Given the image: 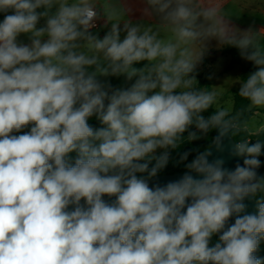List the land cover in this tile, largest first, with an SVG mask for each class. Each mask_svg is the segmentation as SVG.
Wrapping results in <instances>:
<instances>
[{"label":"clouds","instance_id":"clouds-1","mask_svg":"<svg viewBox=\"0 0 264 264\" xmlns=\"http://www.w3.org/2000/svg\"><path fill=\"white\" fill-rule=\"evenodd\" d=\"M144 5L133 22L116 0H0V264H264V141L234 138L244 112L264 108V28L235 26L224 0ZM213 39L256 68L236 80L249 102L238 111L198 87ZM118 76L136 79H99ZM211 130L217 151L234 139L243 166L206 148L179 179L150 186L172 150Z\"/></svg>","mask_w":264,"mask_h":264},{"label":"trees","instance_id":"trees-1","mask_svg":"<svg viewBox=\"0 0 264 264\" xmlns=\"http://www.w3.org/2000/svg\"><path fill=\"white\" fill-rule=\"evenodd\" d=\"M8 14H11L9 12ZM5 13L0 12V22L3 21ZM222 55H228L231 57L233 64H237L240 66V74L239 78L247 76L252 71H255L256 68L252 64V62L243 60L239 55V50L230 46H223L222 49L219 51ZM212 57L209 55H204L202 63L199 64L198 68L196 69L195 74L196 79L198 81V87L206 88L207 90L210 88V84L208 82L210 70H211V64H212ZM230 99L232 101V111H238L248 105V101L244 100L243 98L239 97L238 91H231L229 93ZM214 111V108H210L207 112L203 113L205 117L212 114ZM251 117V109L246 110L244 114L241 117V122L244 125L242 130L234 137L235 139L239 140L242 138H248L251 139V143L257 142V140L264 141V131L259 132L257 134L251 135L247 132L246 124ZM88 123L90 126L94 128L100 127L99 121L96 119L95 116L89 118ZM29 129H25L24 131H27ZM195 131V129H191ZM187 135V133H185ZM214 130H211L206 136H203L197 140H194L190 143H184L180 149L178 150H172L171 156L168 165L158 173V175L161 174H173L176 172H185V164L190 162L195 155L198 154V152L203 151L204 149H208V147L211 144V141L213 139ZM188 151L190 153L188 160L185 162H178L179 156L185 152ZM71 157H75V153L70 154ZM258 159L261 161V166L264 172V148H262V154L258 157ZM264 178V177H263ZM256 199V198H255ZM217 240V236L214 237V242ZM213 242V243H214ZM257 256L260 258H264V241L261 242L259 250L257 251Z\"/></svg>","mask_w":264,"mask_h":264},{"label":"crops","instance_id":"crops-1","mask_svg":"<svg viewBox=\"0 0 264 264\" xmlns=\"http://www.w3.org/2000/svg\"><path fill=\"white\" fill-rule=\"evenodd\" d=\"M104 2L105 0H99V3L101 4ZM116 2L126 7H130L132 9V12L129 14L128 18L131 19L133 22H137L141 19L142 14H141L140 9H142L145 6L144 0H116ZM224 6L226 9L230 10L233 14L239 15V16L232 17V23L235 26L239 27L240 29L245 30L249 28L250 26L257 30L264 28V26H260L261 23H264V3L262 2V0H224ZM145 22L154 23L155 18H153L152 20H146ZM43 23L44 21L41 20L40 25H43ZM104 23H105L104 20H99V27L97 31L99 32L98 34L100 38H103L104 34L108 30V28L103 27ZM122 26L123 25L121 24V27ZM108 27H110V25ZM121 38H123V33H122ZM18 41L23 42L25 44L30 43L27 35L25 34H21L18 37ZM217 44L218 42L215 39L208 42V46H207L208 50L205 53V55H209L212 57L213 59L212 64H213L214 58L217 55L221 54L219 51L222 49V47H218ZM212 64H211V70H210V74L208 78V82L210 84L209 89L214 88L213 82L219 78L218 76H220V74L222 75L225 74V72L222 71L219 74H217L218 76L215 79L212 80V77L216 76V75H212V67H213ZM233 65L238 67V77H239L240 66L237 64H233L231 57H230V63L225 70L227 71V69H230ZM231 91H234V90H230L227 93L229 94ZM247 124H246V129L248 128ZM252 133L254 134V132Z\"/></svg>","mask_w":264,"mask_h":264},{"label":"rangeland","instance_id":"rangeland-1","mask_svg":"<svg viewBox=\"0 0 264 264\" xmlns=\"http://www.w3.org/2000/svg\"><path fill=\"white\" fill-rule=\"evenodd\" d=\"M264 3V0H262ZM260 26H264V23H261ZM97 32L96 30H92ZM146 62H139L134 65V67L140 68L143 67ZM230 63V57L228 55H217L213 61L212 67V75H216L212 77V80L215 79L220 72L224 71L225 74L218 76L219 78L213 82L212 89H208V91H214L217 95V103L213 106L214 108H227L232 110V101L230 99L229 94L227 93L230 90L239 91L240 84L237 83L238 77V67L232 66L230 69H227V66ZM199 66V65H198ZM197 66V68H198ZM197 75V73L195 74ZM101 81H105L110 83L113 88H128L132 83L135 82V77L132 81H128L124 76L118 77H99ZM207 90V89H206ZM249 122V123H248ZM247 124V132L251 135L257 134L259 132L264 131V108H252L251 109V117L248 120ZM254 132V134L252 133ZM162 150H157V154H159ZM215 237V236H214ZM214 237L212 238V243L214 242Z\"/></svg>","mask_w":264,"mask_h":264},{"label":"water","instance_id":"water-1","mask_svg":"<svg viewBox=\"0 0 264 264\" xmlns=\"http://www.w3.org/2000/svg\"><path fill=\"white\" fill-rule=\"evenodd\" d=\"M217 134H218V131L214 130V135H213L212 141L217 136ZM212 141H211L210 146L208 147L209 151L211 152V155L209 156V160L210 161H213V160L218 159V158L223 159L224 162H225L224 163V167H226L229 170H234V168H235L237 163H239L241 166H243L244 157H234V156L231 155V150H232V147H233L234 142H235L232 137L226 136L223 139V150L222 151H217L216 147L212 143ZM256 171H257L258 178H263L264 177V172H263L262 166H260ZM183 173L184 172H176V173H173V174H161V175H158L157 177L152 178V180L149 181L150 186H152L154 184H157V183L160 184V185H165L166 183H168L170 181H174V180L179 179L183 175ZM193 175H195V174L193 173ZM103 199L106 202L111 203L112 201L115 200V197H107V196H105V197H103ZM244 203L247 206L246 207V213L252 214V213L256 212V199H255V197H251V196L247 197L245 199ZM81 204H83V201H81ZM70 209H71V206H70ZM234 220H235V217L233 216L228 221V224L230 225V224L234 223ZM218 235L219 234L216 235L217 239H218ZM254 255L257 256V252Z\"/></svg>","mask_w":264,"mask_h":264},{"label":"built area","instance_id":"built-area-1","mask_svg":"<svg viewBox=\"0 0 264 264\" xmlns=\"http://www.w3.org/2000/svg\"><path fill=\"white\" fill-rule=\"evenodd\" d=\"M98 27H99V21L97 22V27H96L95 29H93V30H96V29H98Z\"/></svg>","mask_w":264,"mask_h":264}]
</instances>
